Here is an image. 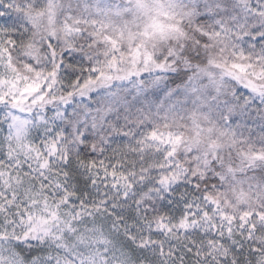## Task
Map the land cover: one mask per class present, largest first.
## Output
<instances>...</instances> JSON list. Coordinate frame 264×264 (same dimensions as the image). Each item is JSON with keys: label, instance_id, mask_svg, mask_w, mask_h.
Wrapping results in <instances>:
<instances>
[{"label": "snow or ice", "instance_id": "6c2138e0", "mask_svg": "<svg viewBox=\"0 0 264 264\" xmlns=\"http://www.w3.org/2000/svg\"><path fill=\"white\" fill-rule=\"evenodd\" d=\"M0 264H264V0H0Z\"/></svg>", "mask_w": 264, "mask_h": 264}]
</instances>
